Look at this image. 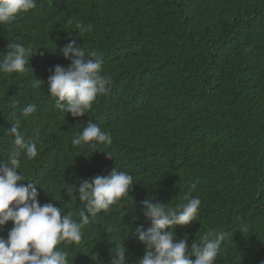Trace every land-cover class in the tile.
I'll use <instances>...</instances> for the list:
<instances>
[{"label": "trees", "instance_id": "trees-1", "mask_svg": "<svg viewBox=\"0 0 264 264\" xmlns=\"http://www.w3.org/2000/svg\"><path fill=\"white\" fill-rule=\"evenodd\" d=\"M77 23L89 31L81 36ZM72 39L102 58L111 78L105 102L75 118L55 108L47 88L49 69L70 63L60 57ZM11 43L35 56L25 74L0 73V154L14 146L7 135L20 119L39 151L19 156L20 172L41 205L78 220L83 205L71 185L114 167L135 184L126 202L82 227L80 243L67 247L70 264H103L115 246L136 264L145 248L135 226L151 227L142 202L176 207L186 193L201 209L177 239L191 246L227 231L216 264H264V0H38L0 25V59ZM30 104L36 112L24 121ZM89 123L111 133L112 158L73 148Z\"/></svg>", "mask_w": 264, "mask_h": 264}, {"label": "clouds", "instance_id": "clouds-1", "mask_svg": "<svg viewBox=\"0 0 264 264\" xmlns=\"http://www.w3.org/2000/svg\"><path fill=\"white\" fill-rule=\"evenodd\" d=\"M37 4L38 0H0V25L15 19L19 13L36 9ZM75 27L82 36L90 26L77 23ZM62 54L60 58L70 63L49 69L52 74L47 80L48 93L55 99L56 109L74 118L83 117L94 104L93 109L99 105L98 101L105 102L111 78L104 74L105 61L83 44H77L75 39L66 44ZM34 56L30 46L11 43L0 59V73L25 74ZM40 83L41 80L35 78L33 86L38 88ZM35 112L36 105L30 104L22 109L21 116L27 121ZM2 125H6L4 119ZM21 128L20 119L9 127L7 136L14 146L3 149L0 154V229L12 222L7 238L0 236V264H70L67 247L80 243L82 227L99 213L127 201L135 185L133 177L114 167L108 175H97L80 181L78 186L71 185L68 191H74L83 205L78 220L51 202L42 206L40 192L32 182L24 183L25 177L20 172L19 156L34 160L39 155L36 143L27 142ZM112 143L111 133L94 123L83 127L71 140L73 148L106 153L109 158L112 157L105 149ZM183 200L185 202L176 207L151 200L142 202L143 216L151 227L145 230L143 225L135 226L133 233L145 248L144 256L138 258L136 264H216L222 245L231 238V233H209L191 246L187 239H177L176 228L196 221L201 209L199 197L186 193ZM126 251L125 246L113 247L108 255L111 260L105 257L103 264H128Z\"/></svg>", "mask_w": 264, "mask_h": 264}]
</instances>
